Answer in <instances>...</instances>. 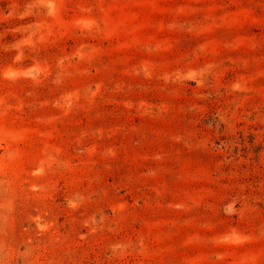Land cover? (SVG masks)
<instances>
[{
	"label": "rangeland",
	"instance_id": "obj_1",
	"mask_svg": "<svg viewBox=\"0 0 264 264\" xmlns=\"http://www.w3.org/2000/svg\"><path fill=\"white\" fill-rule=\"evenodd\" d=\"M0 264H264V0H0Z\"/></svg>",
	"mask_w": 264,
	"mask_h": 264
}]
</instances>
